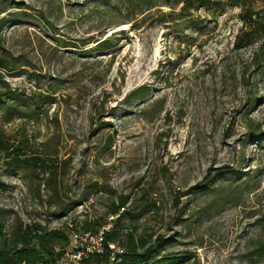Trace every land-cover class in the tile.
Segmentation results:
<instances>
[{
	"label": "rangeland",
	"instance_id": "1",
	"mask_svg": "<svg viewBox=\"0 0 264 264\" xmlns=\"http://www.w3.org/2000/svg\"><path fill=\"white\" fill-rule=\"evenodd\" d=\"M103 1L0 0V65L11 67H0L11 105H0V136L66 162L60 193L74 203L58 218L46 175L13 171L0 151L5 228L96 219L122 197L139 230L166 239L161 254L264 264V38L262 51L235 48L231 0L186 18L177 0L136 16L127 0ZM246 7L264 10V0ZM105 37L118 42L96 49ZM142 85L149 96L127 102Z\"/></svg>",
	"mask_w": 264,
	"mask_h": 264
},
{
	"label": "trees",
	"instance_id": "2",
	"mask_svg": "<svg viewBox=\"0 0 264 264\" xmlns=\"http://www.w3.org/2000/svg\"><path fill=\"white\" fill-rule=\"evenodd\" d=\"M104 0L101 3L108 2ZM233 6L240 9L239 18L241 27L235 37V48L241 49L258 44L261 50V40L264 38V10L254 11L246 7L247 0H231ZM130 8L136 9L132 15L143 14L157 4L152 0H127ZM179 16L186 18L192 10L218 8L222 10L223 5L216 0H177L180 5ZM163 6L171 7L169 3ZM13 16V15H12ZM27 13L20 12L14 15V19L26 18ZM174 21V20H173ZM8 21H0V31ZM118 42L117 37H105L96 42L98 50H108ZM262 51V50H261ZM258 56L255 55V60ZM0 67H2L0 65ZM10 70L11 67H2ZM10 92V87L4 81L0 73V105L7 113L10 110L5 95ZM151 92L150 86H140L131 91L126 97L127 102L144 100ZM34 115L33 110L28 111V116ZM10 119H6L9 121ZM258 137L257 131L254 132ZM0 151L7 153L10 167L16 172L30 171L33 174L46 175L44 188L48 194L47 204L55 211L58 218L64 216L74 203L65 201L61 197L60 188L66 176V162H58L52 155H42L33 152L27 155L22 149L14 148L3 141L0 136ZM97 185V184H96ZM95 185V186H96ZM39 192V187H35ZM217 191V186L211 188ZM101 192V191H99ZM141 217L139 213L132 210V205L127 206L126 198L111 199L105 205L102 216L96 219L85 218L79 221L65 220L59 228L46 229L36 222L23 224L17 219V224L7 230L4 225V214L0 213V264H55L56 259L62 256L69 246L70 236L74 233L92 235L103 232V250L101 253H88L81 259V264H184L185 257L178 254H161L163 243L166 239L162 235L148 233L137 227ZM79 227V229H77ZM114 245L120 248V254L114 253Z\"/></svg>",
	"mask_w": 264,
	"mask_h": 264
},
{
	"label": "built area",
	"instance_id": "3",
	"mask_svg": "<svg viewBox=\"0 0 264 264\" xmlns=\"http://www.w3.org/2000/svg\"><path fill=\"white\" fill-rule=\"evenodd\" d=\"M103 232L96 235L89 233H72L69 246L62 256L56 259L55 264H81V259L88 253H101L103 250ZM114 246V245H112ZM122 250L114 246V253L120 254Z\"/></svg>",
	"mask_w": 264,
	"mask_h": 264
}]
</instances>
